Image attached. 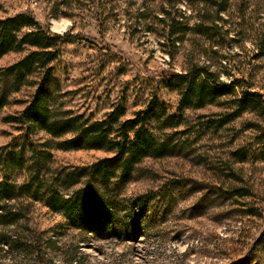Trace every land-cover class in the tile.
I'll return each mask as SVG.
<instances>
[{
	"label": "rangeland",
	"instance_id": "1",
	"mask_svg": "<svg viewBox=\"0 0 264 264\" xmlns=\"http://www.w3.org/2000/svg\"><path fill=\"white\" fill-rule=\"evenodd\" d=\"M167 2L0 0V18L31 12L64 35L50 63L54 116L96 121L123 107L126 120L153 106L182 120L159 129L150 118L156 134L173 142L172 153L144 158L125 182L111 180L104 189L114 212L108 231L72 227L63 212L34 199L35 188L15 199L22 217L11 226L0 222V264H264V0H230L213 24L199 22L215 7L181 1L176 43L162 20ZM35 49L0 58L8 100L0 110V181L33 180L41 168L43 185L71 195L90 178L72 182L68 175L113 152L55 148L61 139L17 119L42 70L18 89L4 71ZM196 64L219 76L222 93L181 110L184 90L173 86L175 76H189ZM20 158L24 169L16 167Z\"/></svg>",
	"mask_w": 264,
	"mask_h": 264
},
{
	"label": "trees",
	"instance_id": "2",
	"mask_svg": "<svg viewBox=\"0 0 264 264\" xmlns=\"http://www.w3.org/2000/svg\"><path fill=\"white\" fill-rule=\"evenodd\" d=\"M181 1L184 0H168L163 10L165 18L162 20L166 21L171 29L168 38H172L173 43L180 41L179 37L173 36L180 31L178 26L184 23L181 19L184 15L177 7ZM185 1H190L193 5L200 2L215 7L214 16H202L199 22L213 24L224 19L223 13L227 10L230 0ZM208 29L218 36L216 28L215 31L213 28ZM198 31L202 32L201 29ZM63 36L53 33L49 27L42 25L31 12H19L0 18V58L8 52L20 51L27 45L36 47L34 51L8 67L4 71V76L12 74L15 88L18 89V83L23 78L37 69L42 70V78L31 101L17 119L27 125L29 131L36 127L37 130L61 139L53 146L55 148L99 149L111 151L113 155L83 168L78 174L74 172L68 175L72 182L83 175L90 178L85 186L76 189L71 195H66L53 186L43 185L41 168L33 180L18 183L9 182L6 178L0 181V222L6 226L15 225L22 217L16 209L18 202L15 199L35 188L34 199L44 201L55 211L63 212L72 227L80 230L92 228L96 232L108 231L111 229L108 228V224L114 212L109 208L104 189L110 186L111 180L125 182L135 165L144 158L162 157L172 153L173 142L156 134L148 123L150 118L153 116L159 121L157 126L159 129L178 126L182 120L181 117L168 114L163 109L156 110L157 108L153 106L139 111L133 118L126 120H122L126 113L123 107L115 108L103 120L96 121L85 119L82 115H71L69 112L68 115L54 116L49 105L55 82L50 63L57 57V53L52 51V48ZM209 69V65L196 64L189 76L177 73L175 76L177 82L173 86L182 87L184 90L179 106L181 110L186 106H204L208 102H213L214 98L222 93L217 83L219 76L209 72ZM7 103L6 89L0 88V110ZM241 113L242 111L234 115L238 116ZM67 135L71 136L66 137ZM8 159L10 157L6 160L7 166L10 164ZM16 167L24 169V160L20 158ZM15 192H18V195ZM36 251L44 262L47 248L40 244Z\"/></svg>",
	"mask_w": 264,
	"mask_h": 264
}]
</instances>
